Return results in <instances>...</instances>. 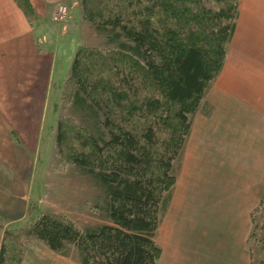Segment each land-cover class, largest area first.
I'll return each mask as SVG.
<instances>
[{
    "label": "trees",
    "instance_id": "obj_1",
    "mask_svg": "<svg viewBox=\"0 0 264 264\" xmlns=\"http://www.w3.org/2000/svg\"><path fill=\"white\" fill-rule=\"evenodd\" d=\"M16 2L35 25L29 0ZM238 3L80 0L84 21L104 33L105 46H77L63 94L83 121L58 116L54 143L60 161L96 182L102 221L80 228L48 211L20 227L0 221V264H20L33 240L59 253L73 246L81 264H156L173 161L223 65ZM255 210L264 214V204L251 210L248 240L260 222ZM251 263L264 259L251 256Z\"/></svg>",
    "mask_w": 264,
    "mask_h": 264
},
{
    "label": "crops",
    "instance_id": "obj_2",
    "mask_svg": "<svg viewBox=\"0 0 264 264\" xmlns=\"http://www.w3.org/2000/svg\"><path fill=\"white\" fill-rule=\"evenodd\" d=\"M77 1L29 0L37 19L32 25L16 0H0L4 227L21 226L44 210L59 212L50 206L59 200L46 198L48 171L36 151L55 72L78 45L70 15L54 28L52 12L59 2L71 12ZM174 173L155 233L156 264H252L250 213L264 204V0H239L223 65L191 120ZM59 205L62 213L66 206ZM20 264L81 263L73 246L59 253L33 240Z\"/></svg>",
    "mask_w": 264,
    "mask_h": 264
},
{
    "label": "rangeland",
    "instance_id": "obj_3",
    "mask_svg": "<svg viewBox=\"0 0 264 264\" xmlns=\"http://www.w3.org/2000/svg\"><path fill=\"white\" fill-rule=\"evenodd\" d=\"M69 15L73 23L71 25L72 29L78 34V45L105 46L104 33L97 31L92 25L84 21L80 0L77 1V6H74L71 12L69 11ZM69 15L65 22L58 23L51 20L54 28L58 25L65 26L69 21ZM70 28L71 27H69V29ZM78 45H75L70 54V60L62 66V70L55 72L53 85L48 92L44 110L45 131L43 130L42 132L41 140L36 151V158L38 159V163H43L44 166L47 167L48 173L45 182L48 184V190L46 191L48 192V196L46 198L49 200L53 198V201L57 198L61 205L64 204L66 206L63 209L64 213H61L60 205L55 201V204L52 202L50 206L56 208L59 212L52 210L44 211L65 215L75 222L78 227L85 228L86 226H91L102 221L98 214L101 203V191L97 187L96 182L90 177L80 173L74 164L60 161L54 143L56 119L58 116L69 115L79 120L81 123L83 121L81 113L76 107L65 101L63 94V82L70 72ZM86 125L90 131L96 134V128L93 126V122L90 121V123ZM176 161V159L173 161L174 172ZM255 213H259V210H255ZM259 215L260 222L254 229L255 235L249 238L251 256L255 261L264 259V228L263 223H261L264 214L260 212Z\"/></svg>",
    "mask_w": 264,
    "mask_h": 264
},
{
    "label": "built area",
    "instance_id": "obj_4",
    "mask_svg": "<svg viewBox=\"0 0 264 264\" xmlns=\"http://www.w3.org/2000/svg\"><path fill=\"white\" fill-rule=\"evenodd\" d=\"M69 15V7L66 3L59 2L55 5V8L52 12V21L54 22H65Z\"/></svg>",
    "mask_w": 264,
    "mask_h": 264
}]
</instances>
